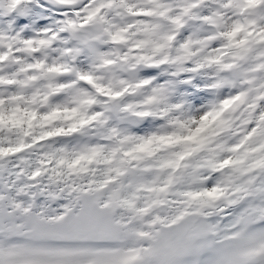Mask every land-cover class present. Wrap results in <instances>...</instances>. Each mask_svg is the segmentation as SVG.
Masks as SVG:
<instances>
[{
    "label": "snow or ice",
    "instance_id": "6c2138e0",
    "mask_svg": "<svg viewBox=\"0 0 264 264\" xmlns=\"http://www.w3.org/2000/svg\"><path fill=\"white\" fill-rule=\"evenodd\" d=\"M0 264H264V0H0Z\"/></svg>",
    "mask_w": 264,
    "mask_h": 264
}]
</instances>
